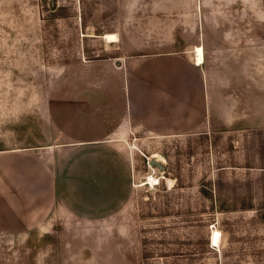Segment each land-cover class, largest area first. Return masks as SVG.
<instances>
[{
	"label": "rangeland",
	"instance_id": "374dc122",
	"mask_svg": "<svg viewBox=\"0 0 264 264\" xmlns=\"http://www.w3.org/2000/svg\"><path fill=\"white\" fill-rule=\"evenodd\" d=\"M162 52L172 124L50 145L93 57ZM0 264H264V0H0Z\"/></svg>",
	"mask_w": 264,
	"mask_h": 264
},
{
	"label": "crops",
	"instance_id": "0c3cea01",
	"mask_svg": "<svg viewBox=\"0 0 264 264\" xmlns=\"http://www.w3.org/2000/svg\"><path fill=\"white\" fill-rule=\"evenodd\" d=\"M193 51L194 65L197 67L204 61L203 47L196 45ZM182 54L180 57L183 64V61H188V56ZM135 56L131 60L117 57L116 60H110L112 62L95 60L94 63H100L103 69L100 73L90 76L91 84L86 87L85 101L78 105L85 109L81 112L83 126L69 131L70 139L55 141L50 144L51 146L61 147L75 143L80 145L85 143L84 141L103 146L116 143L122 147L130 146L131 143L138 145L143 124L148 122L172 124L174 60L172 53ZM129 61H133L131 67ZM150 62L155 66H150ZM177 79L181 85L179 99L182 102L181 112L184 114L187 111L188 99L186 70L184 73L181 70Z\"/></svg>",
	"mask_w": 264,
	"mask_h": 264
},
{
	"label": "water",
	"instance_id": "95a60500",
	"mask_svg": "<svg viewBox=\"0 0 264 264\" xmlns=\"http://www.w3.org/2000/svg\"><path fill=\"white\" fill-rule=\"evenodd\" d=\"M148 164L157 166V168L159 170H163L164 169V166L162 165V163H160L159 161L154 160V159L148 160Z\"/></svg>",
	"mask_w": 264,
	"mask_h": 264
},
{
	"label": "trees",
	"instance_id": "16d2710c",
	"mask_svg": "<svg viewBox=\"0 0 264 264\" xmlns=\"http://www.w3.org/2000/svg\"><path fill=\"white\" fill-rule=\"evenodd\" d=\"M96 34H100V33H96ZM93 58H95V59H99V57H93ZM63 62H67V60L64 59ZM205 193H206L207 196H210V197L212 196L211 191H209V192H205Z\"/></svg>",
	"mask_w": 264,
	"mask_h": 264
},
{
	"label": "bare ground",
	"instance_id": "6f19581e",
	"mask_svg": "<svg viewBox=\"0 0 264 264\" xmlns=\"http://www.w3.org/2000/svg\"><path fill=\"white\" fill-rule=\"evenodd\" d=\"M149 180L151 181V182H154V181H156L154 178H149ZM158 182V181H157ZM154 184V183H153Z\"/></svg>",
	"mask_w": 264,
	"mask_h": 264
}]
</instances>
